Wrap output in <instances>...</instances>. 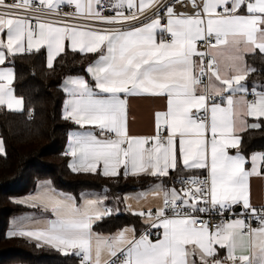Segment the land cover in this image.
<instances>
[{
  "label": "snow or ice",
  "instance_id": "6c2138e0",
  "mask_svg": "<svg viewBox=\"0 0 264 264\" xmlns=\"http://www.w3.org/2000/svg\"><path fill=\"white\" fill-rule=\"evenodd\" d=\"M62 5L74 11L47 19L20 14L33 10L32 0H0V106L23 108L7 66L15 55L46 47L52 68L66 41L73 51L96 54L86 69L93 83L84 76L63 82V118L78 126L67 136L68 167L115 180L150 176L154 183L135 197L113 196L116 206L109 208L107 192L75 197L45 182L16 203L54 219L29 217L8 236L71 251L81 264H264V208L250 203L248 183L264 169V152L251 154L248 169L239 151L241 133L260 127L246 118H264V92L247 87L255 69L244 59L264 54V0H192L191 14L163 0H39L36 11L58 17ZM131 95L166 97L154 135L129 134ZM120 203L144 230L96 233ZM211 212L228 219L211 225L202 218ZM217 246L226 249L224 261Z\"/></svg>",
  "mask_w": 264,
  "mask_h": 264
},
{
  "label": "trees",
  "instance_id": "16d2710c",
  "mask_svg": "<svg viewBox=\"0 0 264 264\" xmlns=\"http://www.w3.org/2000/svg\"><path fill=\"white\" fill-rule=\"evenodd\" d=\"M93 54L66 50L59 54L49 68L44 49L21 53L13 57L15 92L23 98L22 110H9L0 106V136L5 152L0 153V264H81L74 253H63L51 246H37L25 237H9L8 226L13 214L29 209L16 203L33 192L42 181L71 192L79 197L83 190L109 193L108 206L116 205L113 196H124L129 191L147 187L150 176L121 175L119 180L95 174L73 173L69 156L64 155L68 132L72 126L63 118L62 103L65 92L62 80L69 75H86ZM247 63L255 71L250 72L249 86H264V54L258 51L247 56ZM260 127L248 128L242 133L240 149L244 154L260 150L264 152V118ZM124 208V203L119 204ZM125 225L138 231L142 223L138 216L127 210L114 212L98 222L94 229L111 232Z\"/></svg>",
  "mask_w": 264,
  "mask_h": 264
},
{
  "label": "crops",
  "instance_id": "0c3cea01",
  "mask_svg": "<svg viewBox=\"0 0 264 264\" xmlns=\"http://www.w3.org/2000/svg\"><path fill=\"white\" fill-rule=\"evenodd\" d=\"M41 49L45 50V53H46V64H47V49H46V47H42ZM66 50H72L71 46H70V43L67 42V41L65 42V51ZM86 54H90V53H86ZM93 55H94L93 60L90 63H93L98 58V56L96 54H93ZM248 55L249 54H246L244 56V59H245L246 63H247V56ZM55 59H54V61H55ZM12 62H13V57L11 58V60L8 63L7 66H11L14 69V66L12 65ZM247 65H248V63H247ZM69 76H84L86 80H88L90 83H93L92 78H91V76L88 73H87V76L86 75H69ZM69 76H66L62 80V89H63L64 80L67 77H69ZM14 79H15V70H14ZM12 86H13V89H14V95L17 96L18 98H22L20 95H18L15 92L14 80H13V85ZM247 87L250 90L252 88H255V90L258 91V92H264V86H259V85L249 86L247 84ZM252 98L253 97L251 95L248 96V99H252ZM65 99H67V94L66 93H65V96H64V99H63V103H62V111H63V105H64ZM4 107H6V106H4ZM23 107H24V101H23ZM165 108H166V97H157V96H150V95H131V96H128L127 97V116H128V130H129V134L130 135H136V136H150V135H154L155 131H156V127H155V113L158 112V111H164ZM246 119H247V124L251 125L253 123H258L259 124V120L261 118L247 117ZM70 122L72 123V126H71L69 132L77 130L78 126L75 125L74 122H72V121H70ZM248 128H250V127H248ZM248 128H246L244 131H246ZM242 133H241V136H242ZM0 140L3 141L4 152H5V143H4V140H3V138L1 136H0ZM66 147H67V143H66ZM229 151H230V154L235 155L237 150L236 149H230ZM239 151H240L241 154L245 155L246 158H248L249 162L246 164V168H248V169L251 168V163H250L251 154L252 153L263 152V151H260V150H255V151H252L250 154H244L241 151L240 146H239ZM70 162H71V158L69 157V163ZM204 173H206V172L197 171V172L193 173V175L197 176V175H201V174H204ZM45 182H47V181L40 182L38 187L33 192L27 194L26 196L21 197L20 199H23V198L29 196L30 194H35V192L38 190V188ZM153 183H154V181L151 182L147 187H145L143 189L129 191V192L125 193V195L135 197L138 194L143 193ZM248 183H249L250 203L255 208H258V207L264 205V169H262L260 171V174L251 175L249 177ZM50 186L52 188H54L57 192H61V193H65V194H71V195L75 196L71 192L58 189V188L52 186L51 184H50ZM82 193L83 194H87L89 196H94V195L100 194L96 190H89V189L83 190ZM129 203L135 204L136 200L133 199V200L129 201ZM115 206L116 205L113 204V205L108 206V207L109 208H113ZM119 209H120V211L116 212V213H120L122 210H126L125 204H124V208H119ZM29 217L54 219V216H52L50 213H43L42 209H37V208L30 207L29 209H26L24 211L15 213V214H13L11 216L10 222H9V226H8V232L13 228L14 223L27 222V219ZM124 227H133V226L132 225H125ZM124 227H122V228H124ZM144 228H145V225L142 224V228L140 229V231H138L136 228L135 229L137 230V233L139 234L140 232H142L144 230ZM118 229H121V228H118ZM118 229H116L114 231H111V232L97 231L95 229H94V231L96 233H100V234H103V235H109V234H112V233L116 232ZM68 253H73V252L69 251ZM217 253H218V255H217L216 258L221 260V261H224L226 255H227L226 249H221V248H219V246H217ZM225 264H227L226 261H225Z\"/></svg>",
  "mask_w": 264,
  "mask_h": 264
},
{
  "label": "built area",
  "instance_id": "2783aa9c",
  "mask_svg": "<svg viewBox=\"0 0 264 264\" xmlns=\"http://www.w3.org/2000/svg\"><path fill=\"white\" fill-rule=\"evenodd\" d=\"M22 2V0H6L7 4H12V3H20ZM164 3L167 4H172L175 7V11L177 13H187V14H191L195 11V9L192 6V0H163ZM197 2H200V0H197ZM39 5V0H32V11H26L25 9H20V14H26V15H31V16H41L47 19H62L63 18V14L64 13H70L74 11V6H67V5H62L59 9L60 12V16L56 17V16H51V15H47V9L45 8H41L39 11H36L37 6ZM4 9L0 8V11H3ZM114 14L111 11H106L105 15H112ZM69 22L72 23H84V21L82 20H73L70 19ZM198 50H203V44L202 43H198L197 45ZM204 175H207V173L201 174V175H197V176H201V178H203ZM179 186V185H177ZM264 208V205L258 207L257 209H261ZM229 216H232V218H235V215H233L232 213H229ZM205 221H208L211 225H215L220 223L221 219H225L227 220L228 217H222L221 215L216 214L215 212H211L209 214L203 215L202 217Z\"/></svg>",
  "mask_w": 264,
  "mask_h": 264
}]
</instances>
